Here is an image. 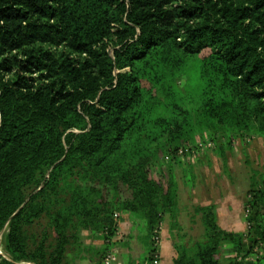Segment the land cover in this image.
<instances>
[{
    "label": "trees",
    "instance_id": "obj_1",
    "mask_svg": "<svg viewBox=\"0 0 264 264\" xmlns=\"http://www.w3.org/2000/svg\"><path fill=\"white\" fill-rule=\"evenodd\" d=\"M254 136L264 0H0V264H71L83 231L103 241V264L126 219L144 248L127 264H156L164 218L179 230L175 167L192 185V150L225 165ZM244 207L236 234L213 204L193 206L204 241L188 254L173 234V264H221L223 245L224 264L255 263L264 168L250 170ZM42 217L54 239L30 232Z\"/></svg>",
    "mask_w": 264,
    "mask_h": 264
},
{
    "label": "crops",
    "instance_id": "obj_2",
    "mask_svg": "<svg viewBox=\"0 0 264 264\" xmlns=\"http://www.w3.org/2000/svg\"><path fill=\"white\" fill-rule=\"evenodd\" d=\"M255 142L257 144L260 143L264 147V138L254 136L248 139L246 143L238 140L236 146L233 147L235 152L228 151L226 153V164L229 174L222 171V163L218 159L217 151H208L202 155H192L194 181L189 187L183 181V168L185 166L175 167L174 176L178 187V200L180 201L182 194L186 196V202L190 207L213 204L218 225L222 229L236 234H245L248 225L245 220L244 204L249 185L251 165L246 167L247 164L243 157L245 155L253 156L252 152L245 148V145L251 147L254 146ZM243 153L244 156H242ZM164 223L166 225V221ZM173 234L167 233L164 236L165 238L162 239L160 227L158 261L156 264H173L175 258V239L172 236ZM89 235L87 231H84L80 249L70 250L68 260L71 264H96L97 256L94 252L97 248L102 247L103 241ZM123 236L124 238L120 239ZM128 236L130 237L128 238ZM137 236V228L131 221L126 219L119 224L118 239H120V242L116 244L118 252L116 264H127L128 261L138 260L143 255L144 248Z\"/></svg>",
    "mask_w": 264,
    "mask_h": 264
},
{
    "label": "rangeland",
    "instance_id": "obj_3",
    "mask_svg": "<svg viewBox=\"0 0 264 264\" xmlns=\"http://www.w3.org/2000/svg\"><path fill=\"white\" fill-rule=\"evenodd\" d=\"M243 142V141H241ZM247 142V141H246ZM245 142V143H246ZM245 148H248L250 150V152H252V157H250L249 155H245L244 153L242 154V156H244V161L247 164L246 167H250L251 165V169H256L257 171L261 172L264 168V147L257 142L254 143V146H246ZM248 150V152H249ZM209 150H192L190 152L191 155H195L197 153L199 154H203L205 152H208ZM232 152H235V150H231ZM230 151V152H231ZM239 152V151H238ZM250 160H249V159ZM253 158V159H252ZM220 160V158H218ZM217 161L215 162V164L217 165ZM249 160L248 162L246 161ZM192 160V158H191ZM249 163V164H248ZM195 165V163H194ZM222 171L225 172L226 174H229V169L227 164L222 165ZM188 187L190 186L189 184L187 185ZM240 192V190H238ZM180 201L178 200V211H179V218H178V227L179 230L176 231H171V225L169 224V220L167 217L164 218L162 224H161V238L164 239L165 235L167 233H169L171 235V233H174L175 238L177 239V244L180 246V248L185 249V251L190 254L191 253V249L192 246L194 245V242L197 241H204V228L201 222V217L199 215H194L191 216L192 214V207L193 206H188L187 204V198L186 196L181 194ZM245 216H246V212H245ZM164 221H166V225L164 223ZM248 225V224H247ZM47 229V231L49 232V235L52 239H54V233L50 228V225H47V220L45 217H42L38 222H36V224L34 225V228L29 229L30 232H36L37 234H40L42 232V230ZM73 231L70 229L69 233H72ZM84 232V231H83ZM82 232V234H83ZM178 237V238H177ZM158 238H159V233H158ZM175 239V241H176ZM72 250V249H70ZM255 251H258L260 254L258 253H254L252 256L248 257V260H252L253 258H258V255H261L259 257L258 260L255 261V263L253 262L252 264H264V253H263V248H262V244H260L257 248H255ZM113 252L115 253V255L117 256L118 252L115 249L113 250ZM0 254L4 255V250H3V245L1 242V233H0ZM258 254V255H257ZM234 254L232 253V248L229 245H223L221 251L219 252V262L221 264L226 263L225 261L232 257ZM70 256V251L67 253V257L69 258ZM246 264H250L248 262H246Z\"/></svg>",
    "mask_w": 264,
    "mask_h": 264
},
{
    "label": "built area",
    "instance_id": "obj_4",
    "mask_svg": "<svg viewBox=\"0 0 264 264\" xmlns=\"http://www.w3.org/2000/svg\"><path fill=\"white\" fill-rule=\"evenodd\" d=\"M210 150L212 149L211 147H203V148H200V150ZM187 151V150H186ZM180 153H182V151H180ZM199 153L195 154V155H198ZM258 254H260L258 251H257ZM117 262V256L115 255V253L112 251L108 254L105 255L104 259H103V264H116Z\"/></svg>",
    "mask_w": 264,
    "mask_h": 264
}]
</instances>
